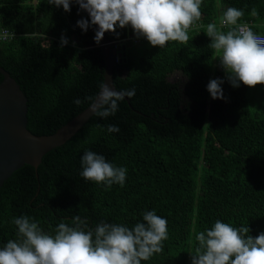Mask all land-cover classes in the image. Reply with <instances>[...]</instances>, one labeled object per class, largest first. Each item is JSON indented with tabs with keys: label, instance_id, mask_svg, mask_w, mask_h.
<instances>
[{
	"label": "trees",
	"instance_id": "obj_1",
	"mask_svg": "<svg viewBox=\"0 0 264 264\" xmlns=\"http://www.w3.org/2000/svg\"><path fill=\"white\" fill-rule=\"evenodd\" d=\"M230 7L244 12L238 24L264 36V0H203L187 43L168 41L163 48L136 41L131 26L106 32L125 48V58L115 64V86L120 93L135 89V95L120 100L115 115L95 114L37 170L25 166L5 182L0 247L22 239L12 223L20 216L54 237L62 222L75 227L77 215L87 232L102 222L132 228L154 210L167 219L169 236L162 252L142 264H192L196 235L217 220L249 227L253 238L264 232V116L251 109L249 86L228 82L222 53L206 34L212 23L224 34L235 30L221 23ZM86 17L76 3L65 12L47 0H0V30L13 35L0 41V66L28 100L34 136L54 135L94 103L104 84L106 65L95 30L85 33L77 26ZM217 78L225 81L226 99H213L207 90ZM109 125L120 131L109 133ZM87 150L126 167L124 186L86 181L80 173Z\"/></svg>",
	"mask_w": 264,
	"mask_h": 264
},
{
	"label": "clouds",
	"instance_id": "obj_2",
	"mask_svg": "<svg viewBox=\"0 0 264 264\" xmlns=\"http://www.w3.org/2000/svg\"><path fill=\"white\" fill-rule=\"evenodd\" d=\"M49 5L71 12L73 3L88 17L77 21L85 33L95 30L94 40L99 45L106 32L131 26L137 38L146 39L151 46L163 48L168 41L187 43L188 30L201 19L203 0H47ZM256 9L252 15H257ZM244 12L227 8L222 24L236 25L227 34L215 23L207 26L211 46L222 53L221 66L228 82L239 88L241 82L249 87L264 84V37L254 33L246 24H238ZM62 45L68 44L66 37ZM223 79H212L207 90L213 99H226ZM135 95V89L118 93L104 86L99 110L101 118L115 115L118 102ZM79 104L80 101L76 100ZM109 133H118L119 127L109 125ZM80 175L86 181L111 187L124 186L127 168L108 162L103 155L87 150L81 156ZM75 227L60 223L53 237L45 234L35 221L27 216L14 217L20 241L10 240L0 247V264H142L162 252L168 239V221L153 211L143 213V221L129 228L123 224L100 223L85 232L87 222L74 217ZM249 227L234 228L217 220L214 226L196 235L199 247L192 255V264H264V232L253 238ZM94 237V239H93Z\"/></svg>",
	"mask_w": 264,
	"mask_h": 264
},
{
	"label": "water",
	"instance_id": "obj_3",
	"mask_svg": "<svg viewBox=\"0 0 264 264\" xmlns=\"http://www.w3.org/2000/svg\"><path fill=\"white\" fill-rule=\"evenodd\" d=\"M88 15V13L85 11ZM104 60V84L94 103L83 113L59 129L54 135L37 137L28 129V100L17 82L0 66L4 80L0 84V189L6 181L25 166L38 169L51 151L70 141L99 110L104 86L120 93L114 82L116 60L125 58V48L108 39L105 33L100 43Z\"/></svg>",
	"mask_w": 264,
	"mask_h": 264
},
{
	"label": "rangeland",
	"instance_id": "obj_4",
	"mask_svg": "<svg viewBox=\"0 0 264 264\" xmlns=\"http://www.w3.org/2000/svg\"><path fill=\"white\" fill-rule=\"evenodd\" d=\"M248 99L251 109L259 111L264 116V87H250Z\"/></svg>",
	"mask_w": 264,
	"mask_h": 264
},
{
	"label": "built area",
	"instance_id": "obj_5",
	"mask_svg": "<svg viewBox=\"0 0 264 264\" xmlns=\"http://www.w3.org/2000/svg\"><path fill=\"white\" fill-rule=\"evenodd\" d=\"M226 24H224V26H225ZM248 27H250L251 29H252V26L251 25H249V24H246ZM259 36H261V35H259ZM13 37V35L10 33V32H8V31H6V30H0V41H8V40H10V38H12ZM261 37H264V36H261ZM143 38H136V41H141ZM116 62H117V60H116Z\"/></svg>",
	"mask_w": 264,
	"mask_h": 264
},
{
	"label": "crops",
	"instance_id": "obj_6",
	"mask_svg": "<svg viewBox=\"0 0 264 264\" xmlns=\"http://www.w3.org/2000/svg\"><path fill=\"white\" fill-rule=\"evenodd\" d=\"M259 28H264V25H260Z\"/></svg>",
	"mask_w": 264,
	"mask_h": 264
}]
</instances>
